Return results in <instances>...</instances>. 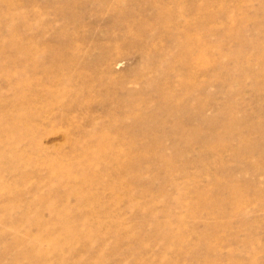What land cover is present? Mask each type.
I'll return each mask as SVG.
<instances>
[{
	"label": "rangeland",
	"instance_id": "1",
	"mask_svg": "<svg viewBox=\"0 0 264 264\" xmlns=\"http://www.w3.org/2000/svg\"><path fill=\"white\" fill-rule=\"evenodd\" d=\"M0 264H264V0H0Z\"/></svg>",
	"mask_w": 264,
	"mask_h": 264
},
{
	"label": "bare ground",
	"instance_id": "2",
	"mask_svg": "<svg viewBox=\"0 0 264 264\" xmlns=\"http://www.w3.org/2000/svg\"><path fill=\"white\" fill-rule=\"evenodd\" d=\"M234 56H235V54H234Z\"/></svg>",
	"mask_w": 264,
	"mask_h": 264
}]
</instances>
